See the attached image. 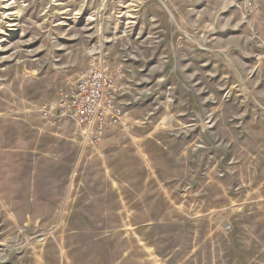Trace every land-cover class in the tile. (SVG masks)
<instances>
[{
    "label": "rangeland",
    "instance_id": "rangeland-1",
    "mask_svg": "<svg viewBox=\"0 0 264 264\" xmlns=\"http://www.w3.org/2000/svg\"><path fill=\"white\" fill-rule=\"evenodd\" d=\"M90 47L133 117L96 147L41 117ZM0 264H264V8L0 0Z\"/></svg>",
    "mask_w": 264,
    "mask_h": 264
},
{
    "label": "built area",
    "instance_id": "built-area-1",
    "mask_svg": "<svg viewBox=\"0 0 264 264\" xmlns=\"http://www.w3.org/2000/svg\"><path fill=\"white\" fill-rule=\"evenodd\" d=\"M225 1L246 12L259 13L264 8V0ZM88 53L92 62L75 73L63 92L42 106L41 117L47 123L73 122L82 140L96 147L108 130L126 126L133 117L125 99L130 87L125 63L112 64L94 47Z\"/></svg>",
    "mask_w": 264,
    "mask_h": 264
},
{
    "label": "crops",
    "instance_id": "crops-1",
    "mask_svg": "<svg viewBox=\"0 0 264 264\" xmlns=\"http://www.w3.org/2000/svg\"><path fill=\"white\" fill-rule=\"evenodd\" d=\"M116 62L112 63V64H115Z\"/></svg>",
    "mask_w": 264,
    "mask_h": 264
}]
</instances>
